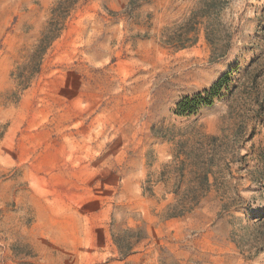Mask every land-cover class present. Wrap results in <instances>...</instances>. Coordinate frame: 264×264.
Returning <instances> with one entry per match:
<instances>
[{
    "label": "rangeland",
    "instance_id": "374dc122",
    "mask_svg": "<svg viewBox=\"0 0 264 264\" xmlns=\"http://www.w3.org/2000/svg\"><path fill=\"white\" fill-rule=\"evenodd\" d=\"M0 264H264V0H0Z\"/></svg>",
    "mask_w": 264,
    "mask_h": 264
},
{
    "label": "trees",
    "instance_id": "16d2710c",
    "mask_svg": "<svg viewBox=\"0 0 264 264\" xmlns=\"http://www.w3.org/2000/svg\"><path fill=\"white\" fill-rule=\"evenodd\" d=\"M215 88H216V87H213L212 91H215Z\"/></svg>",
    "mask_w": 264,
    "mask_h": 264
}]
</instances>
